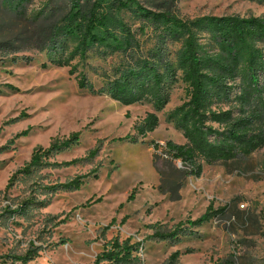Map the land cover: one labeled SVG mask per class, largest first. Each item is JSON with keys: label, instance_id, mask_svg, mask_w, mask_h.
Segmentation results:
<instances>
[{"label": "rangeland", "instance_id": "374dc122", "mask_svg": "<svg viewBox=\"0 0 264 264\" xmlns=\"http://www.w3.org/2000/svg\"><path fill=\"white\" fill-rule=\"evenodd\" d=\"M49 1H23L20 14L26 15L25 23H31ZM4 2L0 0V24L10 33L22 21L2 12ZM177 14L185 22L208 17L264 19V0H178ZM107 19L112 32L119 33L118 27L125 23L142 40L152 35V29L145 28L142 36L139 17L130 11L111 12ZM197 30L202 33L199 26ZM203 37L200 43L212 49L209 36ZM255 43L264 48V40ZM181 48L179 42L169 45L173 53ZM27 57L33 59L30 64L24 60ZM118 60V54L108 50L88 63L101 72L110 71ZM47 62L46 55L36 51L0 62V264H94L108 243L128 238L131 245L139 243L133 253L138 260L128 264H165L176 252L180 256L175 264L226 260L264 264V148L246 160L204 165L200 178H184L174 200L158 190L162 178L154 158L163 167L165 157L153 143L162 147L167 142L186 143L170 115L188 100L187 86L181 81L172 86L169 103L157 113L154 132L138 138L136 144L119 142L115 140L136 135L134 127L153 112L152 106H123L105 95H93L78 87L68 68L50 64L43 68ZM84 71L98 89L101 80L91 69ZM77 132L79 143L50 162L84 158L103 140L92 160L70 167H42L29 175L22 172L37 148H48ZM95 169L97 178L85 179L78 190L50 188ZM176 169L183 167L176 163ZM164 171L165 178L181 181L173 167ZM210 204L227 210L194 229L197 236L184 237L175 245L151 239L155 229L150 226L170 231L178 223L200 218Z\"/></svg>", "mask_w": 264, "mask_h": 264}, {"label": "trees", "instance_id": "16d2710c", "mask_svg": "<svg viewBox=\"0 0 264 264\" xmlns=\"http://www.w3.org/2000/svg\"><path fill=\"white\" fill-rule=\"evenodd\" d=\"M2 12L21 19L20 25L6 33L0 24V62L22 52L36 51L46 55L48 64L68 68L76 75L78 87L93 95H105L111 100L131 106L150 104L153 112L134 127L136 135L115 141L136 144L159 125L157 113L170 101L173 85L181 81L188 88V100L180 105L170 121L186 140L183 145L167 142L164 147L153 143L155 150L162 149V166L154 158L162 181L158 190L176 199L184 186V178H200L203 166L227 164L248 159L264 148V48L256 41L264 40V19L249 17H208L195 22L183 21L177 14L178 0H50L47 6L35 13L32 22L20 14L26 0H4ZM130 11L139 17V32L152 29L151 37L141 36L125 23L118 32L110 30L107 15L111 12ZM201 28L199 33L197 27ZM200 30V29H199ZM208 35L213 44L206 49L200 43ZM182 43L176 53L170 44ZM147 44L150 46L146 49ZM117 53L118 62L110 71H98L88 61L94 56H105L107 51ZM30 64L33 59H24ZM89 68L101 80L97 89L88 79ZM23 135L25 134L22 133ZM80 133L68 139L56 140L48 148H37L30 162L22 169L31 174L42 167H70L92 160L98 155L103 140L84 158L66 163L50 159L79 143ZM180 163L183 170L176 169ZM169 167L181 174L175 183L165 178ZM98 170L75 177L52 190L75 191L90 177L97 178ZM136 188L128 197L134 198ZM227 207L214 209L210 204L204 215L194 221L178 223L170 231L161 232L157 226L151 239L178 244L184 237H195L194 229L224 215ZM139 244V243H137ZM137 244L131 238L107 244L96 257L94 264H128L138 260L133 256ZM180 256L176 252L165 264H175ZM29 260V259H27ZM215 264H233L231 260Z\"/></svg>", "mask_w": 264, "mask_h": 264}]
</instances>
